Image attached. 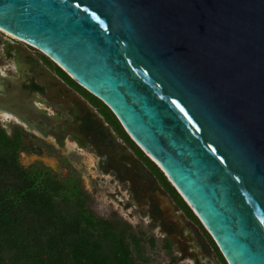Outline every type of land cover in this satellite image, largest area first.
Returning <instances> with one entry per match:
<instances>
[{
  "label": "water",
  "instance_id": "95a60500",
  "mask_svg": "<svg viewBox=\"0 0 264 264\" xmlns=\"http://www.w3.org/2000/svg\"><path fill=\"white\" fill-rule=\"evenodd\" d=\"M117 115L229 264H264V0H0Z\"/></svg>",
  "mask_w": 264,
  "mask_h": 264
},
{
  "label": "flooded vegetation",
  "instance_id": "af4514ba",
  "mask_svg": "<svg viewBox=\"0 0 264 264\" xmlns=\"http://www.w3.org/2000/svg\"><path fill=\"white\" fill-rule=\"evenodd\" d=\"M104 104L43 49L0 28V128L17 141L21 163L77 176L93 206L107 198L146 223L174 264H224L168 176Z\"/></svg>",
  "mask_w": 264,
  "mask_h": 264
},
{
  "label": "trees",
  "instance_id": "16d2710c",
  "mask_svg": "<svg viewBox=\"0 0 264 264\" xmlns=\"http://www.w3.org/2000/svg\"><path fill=\"white\" fill-rule=\"evenodd\" d=\"M19 156L17 141L0 128V264L149 262L148 246L156 247L155 237L116 211L100 215L77 176L60 177L41 162L25 166ZM168 183L228 264L198 216Z\"/></svg>",
  "mask_w": 264,
  "mask_h": 264
},
{
  "label": "rangeland",
  "instance_id": "374dc122",
  "mask_svg": "<svg viewBox=\"0 0 264 264\" xmlns=\"http://www.w3.org/2000/svg\"><path fill=\"white\" fill-rule=\"evenodd\" d=\"M156 163V161H155ZM157 166H159L158 163H156ZM159 168L161 169V167L159 166ZM162 170V169H161ZM177 191L180 193V191L177 189ZM181 194V193H180ZM183 197V196H182ZM184 198V197H183ZM185 200V198H184ZM186 201V200H185ZM187 202V201H186ZM187 204L190 206V208L193 210V212L195 213L196 216L197 213L195 212V210L191 207V205L187 202ZM94 208L96 209V211L100 214V215H103V216H108V213L111 211V210H114V209H118L119 212L122 214H120L122 217H124L126 220L128 221H131V223L136 227H141L143 228L144 230H146V232L148 233L149 236L155 234L151 229L148 228L147 224L146 223H138L139 220L138 218L137 219H134L133 217H129V216H126L124 211L122 210V208L119 207V205L116 203V202H113L111 201L110 199H107V198H104L102 200H99L98 204H95ZM199 218V216H198ZM200 219V218H199ZM201 221V219H200ZM202 222V221H201ZM139 224V225H138ZM203 224V222H202ZM203 226L205 227V229L208 231V229L206 228V226L203 224ZM209 232V231H208ZM210 233V232H209ZM211 234V233H210ZM212 236V235H211ZM213 238V236H212ZM214 239V238H213ZM157 240H158V243L159 245L155 248H150L148 246V256H149V262L147 264H174L172 263V260H171V255L170 253H167L166 250H163L160 246V243L161 241L159 240V238L157 237ZM216 242V241H215ZM177 249H175L174 251V256H177ZM176 252V253H175ZM200 256V259L198 261H200L201 263H206V258H203ZM195 260H184V263H181V261H179V264H194Z\"/></svg>",
  "mask_w": 264,
  "mask_h": 264
},
{
  "label": "bare ground",
  "instance_id": "6f19581e",
  "mask_svg": "<svg viewBox=\"0 0 264 264\" xmlns=\"http://www.w3.org/2000/svg\"><path fill=\"white\" fill-rule=\"evenodd\" d=\"M149 154V153H148ZM151 157H152V159L154 160V161H156L158 164H159V162L157 161V159H155V157H153L151 154H149ZM160 165V164H159Z\"/></svg>",
  "mask_w": 264,
  "mask_h": 264
}]
</instances>
